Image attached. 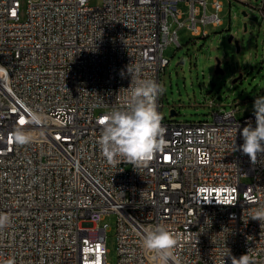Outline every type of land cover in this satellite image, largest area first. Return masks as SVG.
Returning <instances> with one entry per match:
<instances>
[{
	"label": "built area",
	"instance_id": "built-area-1",
	"mask_svg": "<svg viewBox=\"0 0 264 264\" xmlns=\"http://www.w3.org/2000/svg\"><path fill=\"white\" fill-rule=\"evenodd\" d=\"M180 1L0 0V264H109L107 213L115 264H163L142 246L157 225L178 240L168 264L247 253L264 264V224L250 217L264 206V154L253 163L239 150L253 113L166 119L159 95L164 147L150 161L109 163L101 152L99 121L127 109L135 81L160 84L178 29L206 37L222 23L220 0L209 11L207 0H182L185 12ZM249 6L264 16V0ZM18 129L30 143L15 141Z\"/></svg>",
	"mask_w": 264,
	"mask_h": 264
},
{
	"label": "rangeland",
	"instance_id": "rangeland-1",
	"mask_svg": "<svg viewBox=\"0 0 264 264\" xmlns=\"http://www.w3.org/2000/svg\"><path fill=\"white\" fill-rule=\"evenodd\" d=\"M20 1L23 7L26 0ZM207 1L209 11L211 0ZM220 1L222 23L217 26L207 24L208 36L192 35L184 26L178 29L181 46L169 43L164 48L163 54L169 59V64L160 77V85L164 89L160 98L161 114L166 119L211 121L212 110L233 106H236V117H242L253 113L256 98L264 97V16L249 6L258 4L260 0ZM101 2L88 0L90 5H100ZM179 7L186 11L182 0ZM243 22H246V30H243ZM230 33L233 39L239 40V51H235L233 41H227ZM215 57L220 58L223 73L214 71ZM239 74L241 76L232 81ZM210 100L214 101L212 106L208 103ZM172 108L176 113L171 116ZM102 223L108 225L105 233L106 260L115 264L116 215L105 214Z\"/></svg>",
	"mask_w": 264,
	"mask_h": 264
},
{
	"label": "clouds",
	"instance_id": "clouds-1",
	"mask_svg": "<svg viewBox=\"0 0 264 264\" xmlns=\"http://www.w3.org/2000/svg\"><path fill=\"white\" fill-rule=\"evenodd\" d=\"M131 75V69L128 68ZM130 100L126 110L114 109L99 121L102 125L99 144L101 152L109 163L118 160L139 166L150 161L163 144L162 115L157 110V98L164 91L154 80H137L130 89ZM255 126L251 122L243 127L240 135L243 144L239 150L247 155L253 163L259 154H264V97H258L253 103ZM38 119V117H37ZM14 139L18 144L31 142V137L22 130H17ZM264 224V206L258 208L251 216ZM9 217L0 214V229L6 227ZM176 234L164 225L145 232L142 246L156 254L163 264H168L172 250L177 246ZM233 264H256L251 255L244 254L239 259L233 258ZM8 264H15L14 260Z\"/></svg>",
	"mask_w": 264,
	"mask_h": 264
},
{
	"label": "water",
	"instance_id": "water-1",
	"mask_svg": "<svg viewBox=\"0 0 264 264\" xmlns=\"http://www.w3.org/2000/svg\"><path fill=\"white\" fill-rule=\"evenodd\" d=\"M241 13L243 15H246V12L245 11H242ZM243 30H246V22H243ZM227 41L230 42V43L233 41L234 46H235V51H239V40L237 38L236 39H233V34L232 33H230L228 35ZM214 59H215L214 71L216 73H223V69H222V67L220 65V63H221L220 58L219 57H215ZM240 76H241V74H239L237 77H235L232 81H235ZM175 113H176L175 109H173V108L170 109V115L171 116L174 115Z\"/></svg>",
	"mask_w": 264,
	"mask_h": 264
},
{
	"label": "flooded vegetation",
	"instance_id": "flooded-vegetation-1",
	"mask_svg": "<svg viewBox=\"0 0 264 264\" xmlns=\"http://www.w3.org/2000/svg\"><path fill=\"white\" fill-rule=\"evenodd\" d=\"M239 1H241V0H239Z\"/></svg>",
	"mask_w": 264,
	"mask_h": 264
}]
</instances>
